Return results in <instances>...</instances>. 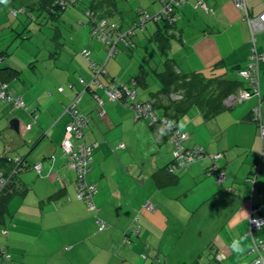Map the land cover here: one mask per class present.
<instances>
[{"label": "crops", "instance_id": "0c3cea01", "mask_svg": "<svg viewBox=\"0 0 264 264\" xmlns=\"http://www.w3.org/2000/svg\"><path fill=\"white\" fill-rule=\"evenodd\" d=\"M89 1L83 8L78 0L55 8L58 12L75 6L78 15L84 16L85 20L77 21L81 39L76 45L75 41L70 44L58 39L55 44L48 39L49 47L56 48L49 52L41 73L30 57L4 63L6 39L1 37L4 25L14 31L8 24L9 15L21 13L32 18L30 10H37L39 0L11 3L8 21L0 23V80L24 101L23 107L16 108L0 100V164L3 157L6 164L18 159L13 181L25 187L22 194L8 200L0 214V263L252 264L250 197L264 214V157L250 111L261 101L264 117V95L259 100L254 94L212 117H204L192 105L177 118L179 128L187 133L181 141L184 147L200 145L208 153H221L215 164L225 174L223 184L210 172L212 161L207 155L170 175L166 166L172 163L175 144L167 127L138 119L127 103L108 99L104 87L91 82L89 61L81 54L87 46L96 65H103L98 79L104 85L124 82L135 89V100L146 101L161 87L154 71L163 69L167 59H172L181 73L202 72L206 76L243 67L252 46L245 13L232 0H205L211 10L194 8L197 0H185L174 11L170 25H165L163 17L148 18L134 30L136 54L134 48L118 43L119 53L109 56L108 45L89 28L86 7L93 5L100 15L121 22L120 28L127 32L129 25L145 14H158L162 4L159 0H135L136 16H132L123 0ZM245 5L249 15H256L264 9V0H245ZM1 7L6 9L4 4ZM255 47L264 52V30L255 34ZM142 70L146 71L144 85L138 93L140 84L133 82ZM259 88L264 94V63L260 65ZM77 92H81L77 108L88 117L80 140L96 143L86 175V181L95 186L92 205L77 198L76 171L60 147L71 119L65 107ZM168 97L172 100L175 96L170 92ZM161 113L158 110V115ZM12 118L18 119L17 131L8 123ZM37 162L40 172L33 167ZM256 165L252 184L248 177ZM5 169L0 165V172ZM97 219L107 227L99 229ZM252 235L264 238V227ZM239 237H246L244 243L250 246L243 256L230 247ZM217 253L223 254L220 261L215 258Z\"/></svg>", "mask_w": 264, "mask_h": 264}, {"label": "built area", "instance_id": "2783aa9c", "mask_svg": "<svg viewBox=\"0 0 264 264\" xmlns=\"http://www.w3.org/2000/svg\"><path fill=\"white\" fill-rule=\"evenodd\" d=\"M161 2V10L158 14L150 16L145 14L144 16L140 17L139 20L133 23L127 32L120 30V26L116 22H111L106 18H98L96 15L95 10L93 9H85V13L89 20L90 29L93 35L97 38L101 39L106 45H108V55H114L119 51L118 43H122L125 47H134L135 44L131 39L132 30L143 24V21L148 18H159L167 16L170 21H173V14L174 11L184 4L185 0H159ZM234 5L243 10L245 13V19L249 25V41H251V51L248 56L246 65L242 68H239L236 73L248 79L249 81V90L246 89H239V92L235 96L228 97L229 100L232 102H240L252 94L260 96V89H259V67L261 63H264V52L257 51L255 47V34L259 31L264 30V9H262L256 15H249L246 9L245 0H232ZM57 4L60 7H64L67 4H71L76 2V0H56ZM204 7L208 8L205 3V0H197L194 4V8L197 7ZM211 10V8H208ZM18 12V10H17ZM16 11H13V14H17ZM115 33V37L113 34ZM81 54L89 61V66L92 72V79L91 82H95L99 86H103V90L105 95L110 100H127L128 107L133 111L134 116L138 119H147L150 123H159L163 127L167 128H174L173 124L170 121L163 120L158 118L155 114L154 109L152 107V103L149 101L138 102L135 100L136 92L135 89L130 88L124 82H109L107 84H103L99 79L98 75L104 72V67L97 66L94 60L89 55V49L84 47L81 50ZM1 60V59H0ZM80 83H84L83 79H79ZM134 83V82H133ZM87 84V83H86ZM61 89V87L59 88ZM81 92H77L73 100L70 104L65 107V110L69 112L71 119L65 125L64 130V137L61 142V149L67 153L68 155V163L69 165L76 171V181L74 187L76 189V196L77 198L84 200L88 204L92 205V195L95 190V186L93 184H89L86 181V173L90 169V164L92 162V153L96 143L86 144L84 141L80 140L83 135V129L85 128L86 124L88 123V117L81 113L77 108V103L80 100ZM99 102H102L100 97H96ZM0 100L7 101L11 103L13 107H23L24 101L20 95H16L7 88L6 83L0 80ZM251 118L253 121L257 123V131H258V138L260 141V153L261 156L264 157V117L261 115L260 103L255 105L251 111ZM187 133L182 131L181 129L175 128L171 137L175 143V149L173 150V157L174 162L172 163L173 166H185L189 161L193 160L194 158L202 157L204 155H208L212 162L214 163L217 160L221 153H213V154H206L205 150L198 145L192 146L190 148H184L181 145V141L185 139ZM75 139H78L79 142L75 143ZM12 161V160H11ZM14 164L13 171L17 170L19 167V160L14 159L12 161ZM173 166L170 167L172 170ZM33 167L40 172L41 164L39 162L35 163ZM212 170L216 172V181L218 183H222L225 181V174L223 170L213 164L211 167ZM258 165H256L252 175L248 177V179L252 182L255 181V176L257 173ZM8 176L4 175V173L0 172V187H2L5 182L7 181ZM149 208L151 205L148 204ZM257 221L264 223V214L260 213V208L257 204L252 202V197H250V214H249V235H251V248L249 253L252 254V264H256L257 261L260 264H264V254H262V249H264V238L254 237L253 231L259 229L261 227L257 226ZM98 228L103 229L106 228L107 225L103 223L101 220H98ZM4 233L5 230H2ZM2 251V256L6 257V253L4 250ZM215 258L217 260H221L223 258L222 253L215 254ZM1 264V263H0Z\"/></svg>", "mask_w": 264, "mask_h": 264}, {"label": "trees", "instance_id": "16d2710c", "mask_svg": "<svg viewBox=\"0 0 264 264\" xmlns=\"http://www.w3.org/2000/svg\"><path fill=\"white\" fill-rule=\"evenodd\" d=\"M37 5L38 6L36 8L39 11V16L41 18L43 16L47 17L50 14H53V16L56 15L57 12H55V10L60 7L57 4L56 0H39V3ZM87 8L95 10L98 18H106L112 22V20L109 17L100 15L98 10L94 8L93 5H89L88 7H86V9ZM164 21H165V25H170L172 23V21H170V19L167 16H164ZM88 24H89V20H88ZM119 24H121V22H119L118 25ZM130 26L131 25H129V27ZM122 29L123 28H120L121 32H122ZM134 34H135L134 30H132L130 37L133 43L136 45L135 40L133 39ZM115 36L116 35L114 33L113 37ZM133 48L134 47L132 48L129 47L128 49H133ZM171 60L172 59H167L164 62L163 69L161 70L156 69L154 71L156 78L161 82V87L151 94L150 99L146 100L152 103V107L154 109L155 114L158 116V118L170 121L173 124L174 128L172 129L167 128L170 137H171V134L174 133L175 128L177 129L179 128L177 124V118L183 115L184 113H186L188 108L191 107L192 105H195L202 112L204 117H212L216 113L225 109L226 107H232L233 105L239 103V102H234V101L232 102L231 100H229L228 97H230L231 95L232 96L237 95L239 92V89L249 90L248 79L243 78L236 73V71L240 67H234L230 71L231 72L234 71L241 79L228 76L226 71L221 74L215 73V74L206 76L202 72L181 73L180 71H177L175 64L172 63ZM259 71H260V67H259ZM145 72H146L145 70L141 71L138 78L134 79L133 85H136V84H140L142 86L144 85V80L142 79L144 77ZM116 82H120V81H116ZM243 82H245V84H243ZM170 92H171V95L173 94L175 96L173 97L172 100L169 99L170 97H168V94ZM262 95L264 94L260 92L259 100H261ZM121 101L125 103L128 102L127 100H124V99H122ZM136 101L144 102V101H140L137 99ZM253 107L251 108V111ZM160 109L162 110V113L161 115H158V110ZM251 111H250V117H251ZM181 145H182V142H181ZM182 147L184 146L182 145ZM184 148H187V147H184ZM174 149L175 148L172 149V156H171L172 163L175 161L173 157ZM205 152L206 154H213V153H208L206 150ZM198 158L197 157L194 158L193 160L189 161V163H191L192 161H195ZM2 159H4V161L0 165H2V167L6 166V169H5L6 171L4 170L5 172L4 174L8 176V179L5 182V184L2 187H0V214L4 210V206L7 204L8 200L12 198L13 195L22 194L25 190V187H22V186L19 187V185L17 186L15 182L13 181V176L15 173L13 171V164L11 163L6 164V161H7L6 157H3ZM215 161L214 163L213 162L211 163L212 165H210L209 170L210 172L215 173V179H216V172L212 170L211 168L213 164L216 165ZM172 163L166 166V171L170 175H174L178 169H181L184 167V166L182 167L173 166ZM171 166H173L172 170H170ZM219 184H223V182Z\"/></svg>", "mask_w": 264, "mask_h": 264}, {"label": "rangeland", "instance_id": "374dc122", "mask_svg": "<svg viewBox=\"0 0 264 264\" xmlns=\"http://www.w3.org/2000/svg\"><path fill=\"white\" fill-rule=\"evenodd\" d=\"M35 0H12L13 4L23 5L27 2H33ZM79 2V0H78ZM124 7H126V12H128L132 16H136V1L135 0H123ZM7 1V3H0V13L3 11L1 4H4L5 10L0 14V23L2 21H8L6 13L9 11L10 6H14ZM90 3L89 0H81L78 4L83 6H87ZM27 6V5H25ZM75 6L69 7L66 10H59L54 16H48L46 18H41L38 15V10L31 9L30 13L32 14V18L25 16V14H19L18 17L8 16L9 21L8 24L11 23L14 31H9L8 27L4 25V28L1 31H4L2 38L6 39V44L2 47H6L4 54V63L6 60L18 62L24 58L30 57V60L34 61V63L38 66V70L41 73L46 68V62L48 61V54L50 51H54L55 47H49L50 42L57 44L58 39H65L68 43L72 44V41H75V44L80 43V24H77L78 18L85 20L82 14L77 13L74 9ZM15 9V8H13ZM11 9V11L13 10ZM65 10V12H64ZM84 12V11H83ZM85 14V13H84ZM86 21L88 23V17L85 15ZM89 26V25H88ZM76 27V29H75ZM90 28V26H89ZM6 31V32H5ZM12 33V34H11ZM72 34H74V39L72 38ZM60 35L56 39H50V36ZM69 39V40H68ZM141 44V43H140ZM151 46V43H149ZM88 48L87 46H84ZM136 47V46H135ZM134 47V53L136 54V47ZM1 48V47H0ZM3 48V50H4ZM83 48V47H82ZM81 48V49H82ZM120 51V50H119ZM119 53V52H118ZM113 59V58H111ZM227 75L233 78H238L234 75L230 69L226 70ZM24 74H28L25 72ZM131 74V73H130ZM152 77L149 76V80L152 81ZM143 87L141 85H137V92L141 91ZM75 173V171H74ZM76 176V173H75ZM99 220V219H98Z\"/></svg>", "mask_w": 264, "mask_h": 264}, {"label": "clouds", "instance_id": "9594fccd", "mask_svg": "<svg viewBox=\"0 0 264 264\" xmlns=\"http://www.w3.org/2000/svg\"><path fill=\"white\" fill-rule=\"evenodd\" d=\"M0 3H7V0H0ZM261 19H264V17H262ZM138 27L139 26L135 27L133 30L137 29ZM256 223H257L258 227H264V223H261L259 221H257ZM245 239H246V237L234 238L232 240L231 244H230V247H231L232 251L235 254H237L238 256H243L246 253V251L248 250V248L250 247L249 245H246L244 243ZM256 264H260V262L257 261Z\"/></svg>", "mask_w": 264, "mask_h": 264}, {"label": "water", "instance_id": "95a60500", "mask_svg": "<svg viewBox=\"0 0 264 264\" xmlns=\"http://www.w3.org/2000/svg\"><path fill=\"white\" fill-rule=\"evenodd\" d=\"M8 123L10 124V128L17 131L18 130V119L12 118L8 120Z\"/></svg>", "mask_w": 264, "mask_h": 264}]
</instances>
